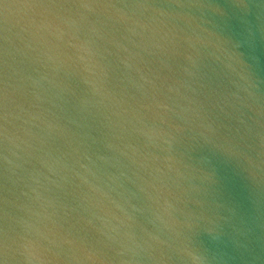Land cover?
<instances>
[{
  "label": "water",
  "instance_id": "1",
  "mask_svg": "<svg viewBox=\"0 0 264 264\" xmlns=\"http://www.w3.org/2000/svg\"><path fill=\"white\" fill-rule=\"evenodd\" d=\"M43 2L0 0V264H264V0Z\"/></svg>",
  "mask_w": 264,
  "mask_h": 264
},
{
  "label": "clouds",
  "instance_id": "2",
  "mask_svg": "<svg viewBox=\"0 0 264 264\" xmlns=\"http://www.w3.org/2000/svg\"><path fill=\"white\" fill-rule=\"evenodd\" d=\"M234 47L236 49H240V43L239 42H236L234 44ZM235 54L237 56H240V57L243 56V53L242 52H239V51H237ZM209 235H210V240L212 242H215L218 239V235H216L214 233H210ZM21 247L27 253V260L29 262H31V260L33 259L32 253L34 252L35 243L33 241H31V240H25L24 243L21 245ZM5 252L6 253L7 252H10V246H9L8 243L6 245ZM189 254L191 256V259H192L193 264H207V260H206V257L205 256H203L201 254H198L196 252H190Z\"/></svg>",
  "mask_w": 264,
  "mask_h": 264
},
{
  "label": "snow or ice",
  "instance_id": "3",
  "mask_svg": "<svg viewBox=\"0 0 264 264\" xmlns=\"http://www.w3.org/2000/svg\"><path fill=\"white\" fill-rule=\"evenodd\" d=\"M37 3L44 6H52L51 4H46L43 2V0H37ZM87 3L83 4V6H86ZM6 100H7V93L6 89L3 87H0V111H2L4 108H6ZM3 119H6V115L2 117ZM0 129H3V125H0ZM6 132V129H3L0 131V136L4 135ZM7 245V238L6 234L0 235V253H3L5 251Z\"/></svg>",
  "mask_w": 264,
  "mask_h": 264
}]
</instances>
